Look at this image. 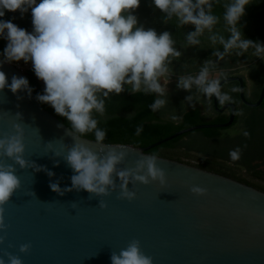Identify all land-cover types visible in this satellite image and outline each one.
<instances>
[{
	"label": "clouds",
	"instance_id": "9594fccd",
	"mask_svg": "<svg viewBox=\"0 0 264 264\" xmlns=\"http://www.w3.org/2000/svg\"><path fill=\"white\" fill-rule=\"evenodd\" d=\"M156 9L166 15L165 22L175 17L177 27L193 25L195 31L186 37L187 45L200 43L198 37L206 31L211 33L220 23L221 16L213 14V3L219 0H152ZM252 0H229L223 4V22L227 25L230 37L210 36L211 44L219 43L224 53L216 50L213 54L224 56L237 50L242 55L252 49L251 55L264 60V44L242 38L237 27L245 14V7ZM140 6V0H0V18L7 12L24 13L31 10L32 32L19 27L12 20L0 19V37L7 41L3 62L25 63L29 61L36 77L43 81V94H37L40 103L50 105L55 113L66 118L70 133L76 143L67 149L64 159L71 168V187L61 188L59 181L50 182V189L60 196L67 192L87 191L92 197H109L114 192L119 200L129 202L136 198V191L128 185H149L158 182L167 185L166 171L158 166V154H141L132 168H117L124 163L127 151L110 147L103 155L90 149L82 138L94 134L97 144L103 145L107 130L101 129L94 113L105 114V100L110 94L119 95L130 86L133 94L155 93L157 98L149 105L152 112L160 111L168 104L166 86L169 82L173 58L181 53L175 47L172 34L164 31L157 34L154 29L137 26L138 20L133 12ZM0 62V67L2 63ZM214 61L207 60L196 75H182L177 88L191 92L195 86L197 92L211 102L215 96L219 107L226 103H235L232 97L222 91L220 74L213 71ZM164 79L161 85L160 79ZM10 88L13 94L27 90L31 95L28 80L13 76L11 84L6 74L0 71V91ZM232 91H240L233 88ZM192 101L193 96L186 97ZM242 114V113H237ZM16 117L21 118L17 113ZM173 121L182 119L175 114ZM11 134L0 137V244L7 238L9 225L5 222V206L20 189L21 181L16 168L4 162L8 158L21 169L34 168L44 171L51 178L55 173L44 166L24 158V129L14 124ZM143 125H138L135 135L139 136ZM245 136L249 135L247 132ZM50 148L51 145H48ZM64 146L62 145V148ZM240 149L230 151L232 161L239 159ZM57 152L56 155H60ZM58 166V161L57 165ZM117 178L119 183H117ZM190 192L196 196L207 195L208 190L200 186H191ZM98 207H108L100 199ZM12 247V245H9ZM30 243L21 244L20 253L27 254ZM7 264H23L21 258L5 251ZM111 264H153V258L141 251L140 241L133 239L119 253L112 252ZM0 264H6L0 257Z\"/></svg>",
	"mask_w": 264,
	"mask_h": 264
},
{
	"label": "water",
	"instance_id": "95a60500",
	"mask_svg": "<svg viewBox=\"0 0 264 264\" xmlns=\"http://www.w3.org/2000/svg\"><path fill=\"white\" fill-rule=\"evenodd\" d=\"M0 71L9 84L13 76L27 79L12 62H3ZM232 80L239 81L243 103L253 107L263 103L264 82L259 97L250 100L244 75L228 74L220 84ZM29 87L31 95L27 90L13 94L8 87L0 91V137L11 134L12 126L20 124L24 129V158L55 175L50 178L44 171L21 169L13 160L3 158L16 168L21 181L20 189L5 206L9 227L7 238L0 244V257L6 264L5 251L19 256L23 264H111V253H119L133 239L140 241L141 251L153 258V264H264V190L231 176L158 154L157 163L166 171L167 185L129 184V189L136 191L131 202L117 199L115 192L109 197H92L84 190L63 196L53 192L50 182L71 187L73 172L64 156L76 141L69 125L46 109L30 83ZM213 101L219 112L230 109L226 121L185 126L145 146L106 141L100 145L87 136L81 142L100 155L110 147L123 146L117 150L128 155L117 168H132L141 154H153L150 148L177 136L232 125L238 103L219 107L215 96ZM191 186L206 188L207 195H194ZM100 199L107 203L106 209L98 207ZM25 243L31 244L27 254L19 252Z\"/></svg>",
	"mask_w": 264,
	"mask_h": 264
},
{
	"label": "trees",
	"instance_id": "16d2710c",
	"mask_svg": "<svg viewBox=\"0 0 264 264\" xmlns=\"http://www.w3.org/2000/svg\"><path fill=\"white\" fill-rule=\"evenodd\" d=\"M37 2H39V0H37ZM227 2H229V0H219V3H213V14L221 16V21L213 28L211 33L208 32L209 35L201 36L204 38L203 41L206 42L203 43L200 50L204 51L207 55L213 56V53L216 50H219L220 53H224L223 46L219 43H216L215 45L211 44L209 37L214 35L219 38L222 36L226 40L230 37L227 25L222 19V14L224 12L223 4ZM133 14L137 17V26H143L145 30L154 29L158 35L162 34L164 31L170 32L173 40L175 41L174 47H180L184 41H187V35L195 31L194 26L191 24L184 25L183 27H177L175 17H173L172 20L165 22L166 15L155 8L152 0H140V6L133 12ZM0 19L12 20L13 23L26 29L28 32H32L33 30L31 23V10L24 13L23 17H21V13L19 11H6L5 16ZM237 27L242 33V38L251 39L254 42L264 44V0H252V2L245 7V14L240 18ZM6 46L7 41L3 37H0L1 58H4L3 52ZM252 51V49H249L248 52L239 55L237 54V50H233L228 55L215 58L213 60L215 65L214 68L229 69L249 64L251 75L253 77L259 75L256 85V90L258 89L256 94L259 97L264 82V60L251 55ZM25 75L36 96L37 94H43L45 85L42 80L36 77L33 69L28 70ZM235 82L237 84V88L240 89L239 81L235 80ZM225 83L222 86L223 92ZM247 88L248 84L246 79V89ZM124 89L125 90L121 94H110L109 98L105 100V114L103 116L94 113V116L99 120L98 126L101 129L107 130V136L105 138L106 142H129L135 145L145 146L174 133L182 127L204 122L206 120L199 106H192L191 108L184 110L181 114L182 119L178 121H173L170 118L163 119L158 114V111L152 112L149 107V105H151L157 98L155 93L145 95L142 92H138L133 94L129 85H125ZM246 95L248 99H250L247 93ZM231 97L237 103L240 102L245 110L247 109L252 111L251 114L244 117L245 123L243 124L244 127L242 128V131H240L238 135L230 138L232 143H236H234L233 147L235 146L240 149L239 159L236 160V162L238 165L240 164L246 166L248 170L253 172L254 175L262 176L264 174V101L260 106L253 107L242 102L240 98V91H233ZM41 104L68 125L66 118L57 115L50 105L44 103ZM212 104L215 109L213 97ZM237 113H241L239 107ZM228 117L229 114L225 111L217 112V115L213 117L210 122L226 121ZM240 120L241 114H237L233 124L230 126L232 127ZM138 125H143V131L139 136H136L135 130ZM222 128L223 127H207L203 129L207 131V135L209 136L220 137L222 134ZM245 132L249 135L245 136ZM185 134L177 136L160 145L154 146L149 149V152L174 158V156L162 154L161 148L179 146V141ZM87 137L94 139V134L89 133ZM175 159L181 160L179 157H176ZM253 159H260L261 161H256L250 164ZM202 167L252 184L248 181L240 179V177L236 176L233 172L231 173L222 167L211 168L206 165ZM259 188L264 190L262 187Z\"/></svg>",
	"mask_w": 264,
	"mask_h": 264
},
{
	"label": "rangeland",
	"instance_id": "374dc122",
	"mask_svg": "<svg viewBox=\"0 0 264 264\" xmlns=\"http://www.w3.org/2000/svg\"><path fill=\"white\" fill-rule=\"evenodd\" d=\"M203 35H209L206 31ZM200 40L199 44L187 45V41L179 47H175L180 51L181 55L178 58H173L171 64L169 65L171 69V75L169 82L166 86V99L168 104L165 108L160 109L158 114L162 118H170L171 115L175 114L181 117L184 110L191 108L192 106H199L205 113L206 120L210 121L217 115V110L213 108L212 100L211 102L204 99L196 90L195 86L191 92L177 88L178 79L180 76L184 75H196L201 66L207 60H214L220 56L207 55L204 51L200 49L203 46V37H198ZM215 73L224 77L228 74H241L247 79V94L250 99L256 100L258 95L256 94V85L259 75L253 77L250 73L249 64L242 65L240 67L234 68H213ZM161 85H164V79H160ZM227 83V84H226ZM224 85V92L232 96V89L237 88L235 80L227 81ZM193 96L192 101H188L186 97ZM239 103V108L241 114V120L231 126L223 127L222 134L220 137H213L207 135V131L203 128L190 131L183 135L179 141V146L177 147H166L161 148L162 154H167L174 156V158L179 157L182 161L197 165V166H208L211 168L222 167L229 172H233L240 179L252 183L256 187L264 188V174L262 176H256L252 171L244 165H238L236 160L232 161L229 153L232 150L237 149L233 147L234 143L230 140L235 135H238L245 123L244 117L251 114V110H245L243 105ZM229 114V111H225ZM236 144V143H235ZM243 153V152H242ZM240 155V154H239ZM261 161L260 159H253L250 164ZM258 187V188H259ZM261 189V188H260Z\"/></svg>",
	"mask_w": 264,
	"mask_h": 264
},
{
	"label": "built area",
	"instance_id": "2783aa9c",
	"mask_svg": "<svg viewBox=\"0 0 264 264\" xmlns=\"http://www.w3.org/2000/svg\"><path fill=\"white\" fill-rule=\"evenodd\" d=\"M12 63L19 67L25 73L28 72V70L32 69V64L30 61L28 63H25L23 60H21L19 62L13 61Z\"/></svg>",
	"mask_w": 264,
	"mask_h": 264
},
{
	"label": "crops",
	"instance_id": "0c3cea01",
	"mask_svg": "<svg viewBox=\"0 0 264 264\" xmlns=\"http://www.w3.org/2000/svg\"><path fill=\"white\" fill-rule=\"evenodd\" d=\"M202 110V109H201ZM202 114L204 115L205 119H206V116H205V113L203 112L202 110ZM163 119H169V118H163Z\"/></svg>",
	"mask_w": 264,
	"mask_h": 264
},
{
	"label": "flooded vegetation",
	"instance_id": "af4514ba",
	"mask_svg": "<svg viewBox=\"0 0 264 264\" xmlns=\"http://www.w3.org/2000/svg\"><path fill=\"white\" fill-rule=\"evenodd\" d=\"M225 111H229V112H230V109H229V108H227ZM217 112H219V111H217Z\"/></svg>",
	"mask_w": 264,
	"mask_h": 264
}]
</instances>
